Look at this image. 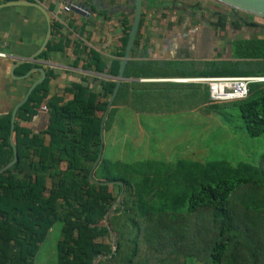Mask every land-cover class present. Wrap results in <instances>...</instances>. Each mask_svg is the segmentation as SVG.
I'll return each mask as SVG.
<instances>
[{"label":"trees","instance_id":"trees-1","mask_svg":"<svg viewBox=\"0 0 264 264\" xmlns=\"http://www.w3.org/2000/svg\"><path fill=\"white\" fill-rule=\"evenodd\" d=\"M121 28L119 49L108 66L97 52L75 44L73 52L85 56L82 70L117 76L130 22L124 19ZM61 29L59 22L52 21V35H59ZM68 44L48 43L41 57L62 52ZM230 45L236 62H211L201 65L204 67L193 63L185 68V75L264 78V39H237ZM254 64L260 67L255 69ZM19 68L24 74L30 65ZM160 69L155 64L128 61L124 77L144 78ZM173 69L174 74L182 75L178 68ZM55 76L46 73L15 117L12 144L18 160L0 174V264H33L39 246L56 224L61 226L56 264H93L94 260L95 264H186L188 258L200 264H264V153L254 165L242 164L236 169L222 165L220 178L198 187L185 181L182 190L173 186L180 185L175 183L177 176L156 177L152 183L148 176L133 181L122 175L119 165H108L103 157L90 179L99 153L102 114L115 82L83 77L70 84L67 92L72 99L63 102L58 96H49L48 85ZM91 83H98L100 92H93ZM204 87L203 114L227 103L238 108L247 135L264 134V81L250 84L244 100L230 102L209 101ZM135 89L136 82L120 85L104 119V131L118 107L135 108ZM194 95L192 92V100L197 99ZM42 106L48 115L46 131L32 134L27 124ZM10 120V115L0 118V169L13 159ZM207 167L209 163L203 168ZM232 173L238 175L236 179L229 178ZM182 177L190 179L188 174ZM158 179L164 182L158 185ZM122 188L121 201L107 225L105 216ZM110 231L116 239L114 245Z\"/></svg>","mask_w":264,"mask_h":264},{"label":"crops","instance_id":"crops-1","mask_svg":"<svg viewBox=\"0 0 264 264\" xmlns=\"http://www.w3.org/2000/svg\"><path fill=\"white\" fill-rule=\"evenodd\" d=\"M17 1L38 3L48 11L51 23L56 21L62 25L59 35L50 34L47 45L69 41L68 46L62 52H51L42 57L41 53L28 62L42 46L47 26L40 11L34 7L13 3ZM67 1L0 0V53L5 55L0 57V118L7 115L11 117L12 111L31 85L41 78L36 69L43 70L45 77L47 72L56 75L49 82V96H58L63 102L72 99V94L67 92L70 84L79 83L83 77L115 82V77L107 73L82 70L85 56L75 54L73 50L75 44H83L89 50L97 52L107 66L114 61L120 46L119 39L122 37L121 22L124 19L130 22V0H77L85 7L91 8L85 11L77 7L85 17L64 11ZM142 2L141 20L128 61L155 64L157 68L162 69L151 71V74H154L144 78L123 77L122 83H137V89L134 91L135 108L121 106L115 110L107 130L103 131L102 157L108 165H119L125 177H132L131 172L143 170L158 174L157 178L169 175L184 176L186 174L167 170L172 167L180 170L185 167L203 166L200 165L201 162L206 165L209 153L207 146H188L180 152L166 150L163 163L150 158L149 155L143 157L144 148L141 147L155 148L156 141L151 137L156 136L159 131L165 135L166 129L209 122L208 136L213 137L215 130L224 128V118L218 114V110L208 114L202 113L207 98L205 85L193 79L203 77L190 78L185 75V68L193 63L199 66L211 62L234 63L236 60L232 59L230 45L232 41L264 38H256L251 36L249 31H236L232 27L219 28L206 26L195 20L189 21L180 12L170 9L167 0ZM23 64L30 65V69L24 74L19 68ZM169 65L178 68L182 75L174 74L173 67ZM89 88L95 93L101 90L98 83H91ZM192 92L195 97L197 95V99H191ZM126 101L130 100L127 98ZM224 106L229 105L221 104L219 108ZM136 111H151L156 114H142ZM47 116L45 106H42L27 124L32 134L42 135L46 131ZM223 134L231 137L228 131L221 132L222 136ZM45 141H48L46 136ZM162 143L171 145L176 141L159 142ZM152 148H148L149 153L153 152ZM170 158L176 160L173 166L167 163ZM161 169L164 171L161 172ZM150 180L151 183L154 181L153 178ZM160 180H157L158 185L164 182Z\"/></svg>","mask_w":264,"mask_h":264},{"label":"rangeland","instance_id":"rangeland-1","mask_svg":"<svg viewBox=\"0 0 264 264\" xmlns=\"http://www.w3.org/2000/svg\"><path fill=\"white\" fill-rule=\"evenodd\" d=\"M254 21L261 23L264 26V20L260 18H254ZM254 37L264 38V31L259 33H255ZM255 69L260 67L259 65H253ZM218 114H220L224 118V128L215 130V136L209 137V129L210 123L209 122H201V124H193L191 127L187 125L180 128H173V129H166L165 135L168 134V137L165 138V135L159 131L156 133V136L151 137L152 140H155L154 147L150 148L153 149L152 153L148 152V148H144L143 157H147L148 155L150 158H154L156 161H160L163 163L165 156L164 151L166 150H174L175 152H180L182 148H187L188 146H197L199 147L200 144L203 146H207L208 148V159L206 163L210 164V167L203 168L205 162H201L200 165L203 166H195L192 168H183L180 170L173 169V165L175 163L174 158H170L167 162L168 165H172L171 169L167 171L171 172H179L180 174H188L190 179H186L182 176L176 175V181H179L180 185H173L182 190L183 182L190 181L194 183V186L198 187L197 185L201 183H205L206 180L210 182V180H214L220 178L222 173L220 171L222 165H226L230 169H236L239 165L248 164L254 165L258 163L262 154L264 153V134L259 137H250L246 134L244 129L243 121L241 120V116L239 110L235 106H224L218 109ZM228 131L230 136H223L221 132ZM181 133V135H178ZM177 134V135H176ZM221 135V136H220ZM176 141V143L169 145L159 144V142L165 141ZM185 143V144H183ZM146 154V155H145ZM211 165H214L212 167ZM161 172L164 169L160 170ZM132 175V180H142L144 175L151 176V179H155L158 174H153L150 171L143 170L134 171L130 173ZM155 176V177H153ZM238 175L232 173L229 175L231 180L236 179ZM185 190V189H184ZM182 209L178 210L179 212ZM60 224L54 225V227L48 233L46 239L42 242L39 246L38 252L34 258L33 264H56V245L60 238ZM186 264H200L194 261L193 259L188 258Z\"/></svg>","mask_w":264,"mask_h":264},{"label":"water","instance_id":"water-1","mask_svg":"<svg viewBox=\"0 0 264 264\" xmlns=\"http://www.w3.org/2000/svg\"><path fill=\"white\" fill-rule=\"evenodd\" d=\"M92 2H95V0H91ZM217 5L220 6H224L227 8H230L234 11L240 12V13H244L247 15H251L254 17H258V18H263L264 19V0H209ZM16 3L18 5H27L30 7H34L36 8L38 11H40L42 13V15L44 16L45 22H46V26H47V31H46V36L44 39V42L42 43V46L40 47V49L38 50V52L36 53V55L34 57L31 58V60H28V62L33 61L38 55H40L46 45L47 42L50 38V34H51V20H50V15L48 13V11H46L43 7H41L38 3H31V2H22V1H17V2H13ZM142 0H130L129 1V11L131 13V17H130V31H129V35L127 38V42H126V46H125V50H124V54L121 60V65H120V69L118 72V75L114 78L115 80V86L113 88V91L110 95V98L107 102L106 108L102 114V118H101V123H100V132H99V138H100V146H99V153L91 167V171L89 174V178H91V174L92 172L95 170L96 166L98 165L101 157H102V152H103V124H104V119L106 117V115L108 114L112 103L116 97V94L119 90V87L123 81V75H124V70L126 67V64L128 62L129 59V54H130V50L132 48V45L134 43L135 37L137 35V31H138V27H139V23L141 20V15H142ZM66 6L68 8L69 11L74 12V13H78L79 15H83L84 17L86 16L84 13H82L80 11V9L78 10V8L84 9L85 11L87 10H91L90 7H85L84 5H82L81 2L77 1V0H68L66 2ZM87 8V9H86ZM40 72L41 74V78L33 83L31 85V87L28 89V91L26 92L25 96L23 97V99L16 105V107L14 108V110L11 113V120H10V124H11V134H10V143L12 145V152H13V159L12 161H10L6 166H4L2 169H0V174L3 173L4 171H6L8 168H10L17 160V151L15 146L12 144V131L14 128V122H15V117H16V112L17 110L27 101V99L29 98L31 92L33 91V89L42 81H44L45 79V74L44 71L41 69H36ZM30 74V72L28 73ZM94 183H101V182H97L92 180ZM116 184H119L121 187H123V184L121 182H115ZM102 184V183H101ZM105 184H113V183H105ZM123 194V188L121 189V192L119 194V197L117 199V201L115 202V204L110 208V210L108 211V213L105 216V221L108 225V217L109 215L113 212L114 207L116 204H119L121 201V197ZM111 234V239H112V245L115 244V236L113 234L112 231H110ZM100 258H102L103 256H99ZM108 258V257H107ZM96 260H94L93 264H95Z\"/></svg>","mask_w":264,"mask_h":264},{"label":"flooded vegetation","instance_id":"flooded-vegetation-1","mask_svg":"<svg viewBox=\"0 0 264 264\" xmlns=\"http://www.w3.org/2000/svg\"><path fill=\"white\" fill-rule=\"evenodd\" d=\"M169 8L178 11L189 21H198L206 26L219 28L232 27L236 31H249L253 36L255 33L264 31L261 23L254 21V17L234 11L230 8L217 5L209 0H167ZM264 20L263 18H260ZM249 22L256 23V26H246Z\"/></svg>","mask_w":264,"mask_h":264},{"label":"built area","instance_id":"built-area-1","mask_svg":"<svg viewBox=\"0 0 264 264\" xmlns=\"http://www.w3.org/2000/svg\"><path fill=\"white\" fill-rule=\"evenodd\" d=\"M64 11L68 12L65 7ZM0 57H5L0 53ZM207 87L211 102H230L244 100L248 95V86L263 82V77L218 76L193 79Z\"/></svg>","mask_w":264,"mask_h":264}]
</instances>
